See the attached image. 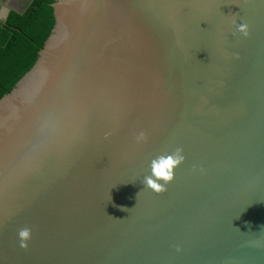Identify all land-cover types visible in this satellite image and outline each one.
Masks as SVG:
<instances>
[{
  "label": "water",
  "instance_id": "obj_1",
  "mask_svg": "<svg viewBox=\"0 0 264 264\" xmlns=\"http://www.w3.org/2000/svg\"><path fill=\"white\" fill-rule=\"evenodd\" d=\"M52 7L0 99V264H264V0Z\"/></svg>",
  "mask_w": 264,
  "mask_h": 264
},
{
  "label": "trees",
  "instance_id": "obj_2",
  "mask_svg": "<svg viewBox=\"0 0 264 264\" xmlns=\"http://www.w3.org/2000/svg\"><path fill=\"white\" fill-rule=\"evenodd\" d=\"M55 0H32L0 24V99L33 67L55 25Z\"/></svg>",
  "mask_w": 264,
  "mask_h": 264
},
{
  "label": "clouds",
  "instance_id": "obj_3",
  "mask_svg": "<svg viewBox=\"0 0 264 264\" xmlns=\"http://www.w3.org/2000/svg\"><path fill=\"white\" fill-rule=\"evenodd\" d=\"M236 27L237 31L242 35H247V25L241 23ZM137 139L142 140L143 133H140ZM183 160L184 156L180 148H177L174 153L170 155L157 158L152 162V175L145 178L144 185L157 193L163 191L164 185L173 179L174 169L179 166ZM18 237L20 239L21 247H25L26 241L30 238V230L27 228L20 229L18 231Z\"/></svg>",
  "mask_w": 264,
  "mask_h": 264
},
{
  "label": "crops",
  "instance_id": "obj_4",
  "mask_svg": "<svg viewBox=\"0 0 264 264\" xmlns=\"http://www.w3.org/2000/svg\"><path fill=\"white\" fill-rule=\"evenodd\" d=\"M32 0H0V24L6 22L10 12H24Z\"/></svg>",
  "mask_w": 264,
  "mask_h": 264
}]
</instances>
